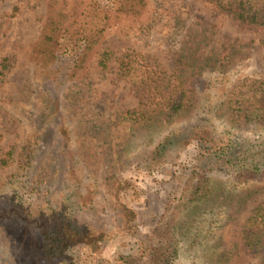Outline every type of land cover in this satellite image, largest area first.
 <instances>
[{
  "label": "trees",
  "instance_id": "16d2710c",
  "mask_svg": "<svg viewBox=\"0 0 264 264\" xmlns=\"http://www.w3.org/2000/svg\"><path fill=\"white\" fill-rule=\"evenodd\" d=\"M207 1L239 26L264 34V0ZM45 4L39 36L28 54L36 66L29 107L24 109L7 95L13 60L6 57L0 63V106L19 116L25 111L36 122L20 144L5 145L0 133V232L23 237L14 251L23 244L35 245L33 255L23 250L13 257L16 264L23 262L24 253L35 264H85L72 254L68 237H92L98 245L100 232L82 224L77 214L93 209L101 195L111 201L118 230L134 239L132 249L120 253L114 264H178L186 255L187 242L197 251H192L196 258L210 262L208 247L218 249L223 237L210 231L204 241L197 239L191 218L209 205L232 206L234 193L253 183L264 184V105L248 103L251 96L264 95V75L245 74L238 68L250 57L252 43L227 41L208 52H184L183 44L175 66L168 70L149 53L133 47L112 49L105 40L117 28L128 35L151 34L171 14L166 0H46ZM206 27L198 21L200 44H209ZM239 50L245 56L238 55ZM93 72H114L132 83L142 99L137 107L120 112L119 124L127 138L101 179L91 177L74 126L62 110L63 98L71 99V92L88 84ZM189 80L196 89L188 87ZM199 89L204 95H197ZM185 131L196 135L199 163L177 177L164 213L145 240L138 215L126 202L130 194L138 197L128 172H156L168 137ZM227 146L234 150L235 168L215 169L216 152ZM249 196L245 194L237 205H244ZM33 197L39 199L36 205L29 202ZM240 235L244 250L264 263V200L252 210ZM235 252L233 247L223 256L232 259ZM13 258L1 252L0 264L14 263Z\"/></svg>",
  "mask_w": 264,
  "mask_h": 264
},
{
  "label": "rangeland",
  "instance_id": "374dc122",
  "mask_svg": "<svg viewBox=\"0 0 264 264\" xmlns=\"http://www.w3.org/2000/svg\"><path fill=\"white\" fill-rule=\"evenodd\" d=\"M166 1L171 14L166 16L151 34L128 35L126 32L119 33L117 28L105 38L107 46L112 49L133 47L142 50L153 55L165 68L171 70L176 64L183 44L187 45L184 52H192L194 49H198L199 52H208L214 46L238 40L246 46L252 43L253 47L249 49L250 57L248 59L244 57L247 62L238 68L242 69V73L245 74L264 75V47L261 45L264 34L262 31L239 26L207 0ZM45 3L46 0H0V24L2 25L0 63L6 57L13 60L5 88L7 95L19 101L20 104L22 103L24 109L28 106L32 95L30 81L32 69L35 66V62L29 61L28 54L39 36ZM175 16L179 18L178 22H175ZM198 21H203L207 26L205 30L208 31L209 44L198 43L200 41L199 33H196ZM237 54L245 56L240 50ZM86 83L88 84L81 85V90L75 89L77 92H71L73 93L71 99L63 98L62 110L74 126V138L83 155L82 158L86 164L88 162L90 164L88 171L91 177L101 179L105 171L111 169L108 166L111 156L123 148L121 144L127 138L124 125L119 124L120 112L126 108L137 107L142 99L132 83L117 77L114 72L105 75L93 72L91 79ZM212 85L213 83L210 86ZM188 87L196 89L193 80L188 81ZM64 89L63 97L67 95V88ZM214 92L218 95L220 89L216 88ZM204 93L200 89L197 91V95L200 96ZM248 103L262 106L264 95L251 96ZM22 113L23 116H19L16 112H8L0 106V133L4 135L5 145L13 142L20 144L26 135L36 128L34 117L30 114L28 118L25 111ZM44 146L48 144L45 142ZM198 148L199 143L194 132L185 131L172 135L165 143L166 154L158 159L159 166L156 172L148 173V171L136 169L128 172L129 178L136 185L138 197L134 198L136 193L130 194L126 202L138 215L139 229L143 239L149 240L153 228L164 213L171 191L176 186L177 177L182 173H188L194 165L199 163L196 158ZM233 151L228 146L220 148L215 154V169L221 171L234 169ZM41 154L44 156L42 147ZM222 181L224 183V180ZM247 193L251 196L244 205H237L240 198ZM233 197L235 198L230 200L233 203L232 206L223 202L219 206L216 203L214 208L213 205H209L206 206L207 211L203 209L199 215L191 218L195 220L192 234L196 235L197 239L204 241L203 238L210 231L213 235L220 233L223 237L222 246L220 245L218 249L214 250L213 246L208 247L206 252L210 262L196 258L192 251H197L193 249L194 246L190 242H187L185 244L186 255L178 260V264H264L249 255L240 245V233L246 220L252 210L264 200V184L253 183L248 189L234 193ZM28 199L32 204L35 202V205L39 201L37 197ZM215 207L218 209L215 210ZM77 215L82 224L100 232L98 245H95L92 237H68L72 254L82 259L85 264H114L120 253L132 249L134 239L131 238V240L118 230L116 212L106 195L97 198L93 209L81 210ZM214 222H218L219 225L213 224ZM22 238H17L15 232H0V253H8V257L13 258L17 257L21 251L24 250L27 253L29 250L33 255L35 245L32 243L23 244L24 247L14 251L15 247L21 246V243L25 241ZM233 247H236L234 257L225 258L223 255L227 256V252H230ZM26 253H24L23 262L35 264V259H29ZM13 262L11 264H16L14 258ZM23 262L18 264H24Z\"/></svg>",
  "mask_w": 264,
  "mask_h": 264
}]
</instances>
